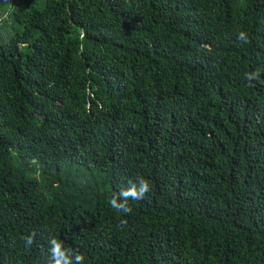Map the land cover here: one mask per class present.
Here are the masks:
<instances>
[{
    "label": "trees",
    "instance_id": "1",
    "mask_svg": "<svg viewBox=\"0 0 264 264\" xmlns=\"http://www.w3.org/2000/svg\"><path fill=\"white\" fill-rule=\"evenodd\" d=\"M17 1L0 264H264V0Z\"/></svg>",
    "mask_w": 264,
    "mask_h": 264
},
{
    "label": "clouds",
    "instance_id": "2",
    "mask_svg": "<svg viewBox=\"0 0 264 264\" xmlns=\"http://www.w3.org/2000/svg\"><path fill=\"white\" fill-rule=\"evenodd\" d=\"M238 39L246 40L245 33H243V32L239 33ZM149 190H150L149 182L143 178H140L138 191L133 189L131 192V196L133 198H143V196L147 192H149ZM122 207H123L124 211H130V208H128V207L123 206V205H122ZM29 243H31V240H29ZM77 259L79 260V259H81V257H77Z\"/></svg>",
    "mask_w": 264,
    "mask_h": 264
},
{
    "label": "rangeland",
    "instance_id": "3",
    "mask_svg": "<svg viewBox=\"0 0 264 264\" xmlns=\"http://www.w3.org/2000/svg\"><path fill=\"white\" fill-rule=\"evenodd\" d=\"M18 1H20V0H18ZM18 1H17V2H18ZM2 20H3V18L0 19V22H1ZM2 28H3V26H2ZM2 28H0V29H2ZM4 29H6V28H4ZM8 32H9V31H7V30L4 31L5 34H8Z\"/></svg>",
    "mask_w": 264,
    "mask_h": 264
}]
</instances>
